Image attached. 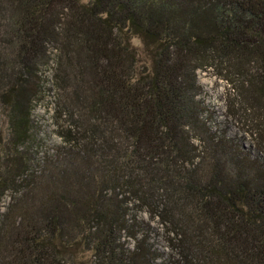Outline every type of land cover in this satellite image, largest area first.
<instances>
[{"label": "trees", "instance_id": "1", "mask_svg": "<svg viewBox=\"0 0 264 264\" xmlns=\"http://www.w3.org/2000/svg\"><path fill=\"white\" fill-rule=\"evenodd\" d=\"M51 63L60 137L85 144L35 172L21 147ZM198 71L257 157L210 130ZM0 105V264H155L135 208L165 226V264H264V0H0Z\"/></svg>", "mask_w": 264, "mask_h": 264}, {"label": "rangeland", "instance_id": "2", "mask_svg": "<svg viewBox=\"0 0 264 264\" xmlns=\"http://www.w3.org/2000/svg\"><path fill=\"white\" fill-rule=\"evenodd\" d=\"M133 47L138 50L139 59L142 63L149 64L147 55L144 53L146 42L140 38L131 40ZM218 72L198 71L197 80L200 86L199 101L204 105L205 112L203 117L207 119L210 130L218 135H225L229 138L233 147L240 151H249L257 157V151L252 143L251 136L247 133L248 129L242 122L233 115L229 109L234 98L233 92L225 81L219 79ZM54 64L43 67L40 77L43 81L41 98L35 103L33 113L34 127L30 140L21 148L26 149L34 161L32 170L43 172L53 163H63L66 154L76 153L78 148L84 147L85 142H78V145H67L60 137L64 132L65 125H73L75 122L60 116L59 107L62 103V94L54 84ZM8 124L3 107L0 105V140L5 142L8 137ZM14 192H7L1 202V211H5L11 203ZM135 208L133 214L138 221L139 236L146 238L153 249H157L160 258L155 264H165V260L172 252L168 245V233L158 219L152 218L146 210ZM131 247L134 246L132 240L129 241Z\"/></svg>", "mask_w": 264, "mask_h": 264}]
</instances>
